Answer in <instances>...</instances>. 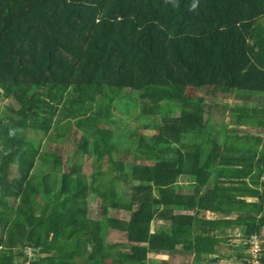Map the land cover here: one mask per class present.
<instances>
[{"label": "trees", "instance_id": "1", "mask_svg": "<svg viewBox=\"0 0 264 264\" xmlns=\"http://www.w3.org/2000/svg\"><path fill=\"white\" fill-rule=\"evenodd\" d=\"M0 100V264H168L149 256L264 239V0H0ZM121 115L139 125L99 121ZM78 129L90 179L41 152Z\"/></svg>", "mask_w": 264, "mask_h": 264}, {"label": "rangeland", "instance_id": "2", "mask_svg": "<svg viewBox=\"0 0 264 264\" xmlns=\"http://www.w3.org/2000/svg\"><path fill=\"white\" fill-rule=\"evenodd\" d=\"M187 95L188 96H202L203 93L202 92H198L197 90H195L194 88H188L187 91H186ZM208 100V106L211 107L212 106V102ZM102 101H104V99H102ZM8 102H10L9 100H4V101H1L0 100V112H2L3 108H4V105L5 104H9ZM217 102L220 104V105H226L230 108H232L233 106H237V105H241L240 101H237V100H234V97L233 96H228L226 98H223V99H218ZM98 109V106L96 104H94V108H93V112H95L96 110ZM228 112V111H227ZM118 115V114H117ZM108 120V123H105L106 121ZM99 121H101V123H104V127L107 126L113 130H116V127L113 125V123L115 122H120L122 123L121 125V128H124L125 130H131L132 128H134L136 125H139V121L137 120H134V119H128L127 117H123V115H121L120 117L116 118V116L114 117H111L110 119L106 118H101ZM65 122V121H64ZM113 122V123H111ZM224 125L227 126V129L228 130H237L239 133L242 132V131H247L248 133H251V134H255L257 132H261L260 129H248L247 127H235V125H231L229 124V120L226 118L225 121H224ZM141 123L144 124L145 123V120H141ZM216 126H219L218 123H215V125L213 127H216ZM220 127V126H219ZM76 128V127H75ZM76 131V135L73 137V138H69L68 141L64 140V142L62 143H53L52 141H49L48 139H45L43 141V146H42V149H41V152H57L58 156H60V161H61V171L62 172H67L69 171V169L77 164L78 162H81L82 163V175H85L86 177H88L90 179V175H91V172L93 171V162H94V159L91 155H88V156H83L81 154L78 153V146H79V140L81 139V136L82 134H84L83 132V129H78L77 130H74ZM242 134V133H241ZM244 134V133H243ZM261 137H263L264 139V131H262L260 134H259ZM88 137H90V134H88ZM185 142V140L183 141ZM147 164H150L149 162H146ZM152 164V163H151ZM52 167L51 165L48 166V167H45V165L41 164V162H37L36 163V169H41V171H48L50 170ZM102 170L107 172V175L106 177H102L100 179L104 180V183H105V186L103 185V188H102V191L104 190H108V187L110 185V183L112 184V180H113V175H112V172H108V168H107V164L104 165L102 167ZM264 179V178H263ZM178 183L181 185V186H185L188 183V180L187 179H183V178H180ZM115 186L118 187V183H115ZM89 201H90V207H89V213L90 215H95L94 212V208H95V203L98 202L99 203V200L98 198H96L95 201H91L90 200V197H89ZM99 212H101V210H99ZM110 216L111 217H114V218H118V219H124V220H128L129 219V215L125 212V211H117V210H110ZM203 216V215H201ZM210 218H214V216H210ZM230 219H235L234 216L230 217ZM151 228L155 231H160V232H167V233H171V227L169 225L168 222L164 221V220H161V219H155L153 222H152V225H151ZM242 230V227L240 228H234L233 231H228L226 233V236H225V240L221 241L220 245H219V249L222 250L221 254H220V260L222 262L220 263H217V264H238L239 260H238V255L241 254V253H245L247 255L250 254V250H251V247L250 248H247V245L248 243H244L243 240H241V235L243 232H241ZM228 234V235H227ZM109 242H114V243H121V244H125L127 243L126 241V238L120 234V233H111L109 235V237L107 238ZM261 241V244L263 245L264 244V239H259ZM246 242V241H245ZM250 244V243H249ZM182 245L178 246V249H182ZM25 253L26 255H28L30 258L32 257L33 255V252L30 248H25ZM179 256H171V255H150V259L152 261H161L162 263L163 262H168L169 264H193V259L195 256L194 253L192 254H181L179 253L178 254ZM227 256H232L233 257V261L229 258H227ZM199 260V259H197ZM24 261V258H20L18 260V263L21 264L22 262ZM213 262L211 261H207L206 258H201V263L200 264H211ZM26 264V262H25Z\"/></svg>", "mask_w": 264, "mask_h": 264}, {"label": "crops", "instance_id": "3", "mask_svg": "<svg viewBox=\"0 0 264 264\" xmlns=\"http://www.w3.org/2000/svg\"><path fill=\"white\" fill-rule=\"evenodd\" d=\"M182 213H184L183 211H182ZM195 213V212H194ZM201 213V215H203V218H205L206 220H217V219H220V218H228V217H223L221 214H219V213H213V212H210V211H206V212H200ZM200 215V216H201ZM210 216H214V218H210ZM232 217V216H231ZM228 231H231V230H227L226 232H224V234H218L217 236H215V238L217 239V243L215 244V246H214V248H213V252L212 253H206V252H202L200 255L199 254H197V251L196 250H192V251H189L188 252V254H192V253H194L195 254V256L196 257H194V259H193V264H200L201 263V258H206L207 259V261H211V262H213V263H211V264H217V263H220V262H222L221 260H220V254H221V252H222V250L221 249H219V245H220V243H221V241H223V240H225V236H226V233L228 232ZM232 231H233V229H232ZM228 235V234H227ZM211 236H214V234H212ZM181 254H183V253H181ZM185 254H187V253H185ZM241 254H243V253H241ZM161 256H163V255H161ZM165 256V255H164ZM172 256H179L178 254H176V255H172ZM243 256H244V258L243 259H246L245 257L247 256V254H243ZM227 258H229V259H231L232 261H233V257L232 256H227ZM238 258V260H239V256L237 257ZM197 259H199V260H197ZM239 263L238 264H245L244 262H242V261H238ZM247 262V261H246ZM166 263H168V262H166ZM169 264V263H168ZM227 264V263H226Z\"/></svg>", "mask_w": 264, "mask_h": 264}, {"label": "built area", "instance_id": "4", "mask_svg": "<svg viewBox=\"0 0 264 264\" xmlns=\"http://www.w3.org/2000/svg\"><path fill=\"white\" fill-rule=\"evenodd\" d=\"M251 245V250H250V258L248 259V264H261V256H262V244L261 241L253 237L249 241ZM26 264H29L28 261Z\"/></svg>", "mask_w": 264, "mask_h": 264}, {"label": "clouds", "instance_id": "5", "mask_svg": "<svg viewBox=\"0 0 264 264\" xmlns=\"http://www.w3.org/2000/svg\"><path fill=\"white\" fill-rule=\"evenodd\" d=\"M166 2H169V3H173L175 4L176 3V0H166ZM195 8V4H193V9Z\"/></svg>", "mask_w": 264, "mask_h": 264}]
</instances>
